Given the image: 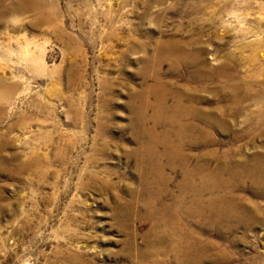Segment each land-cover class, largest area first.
Wrapping results in <instances>:
<instances>
[{
    "label": "rangeland",
    "instance_id": "374dc122",
    "mask_svg": "<svg viewBox=\"0 0 264 264\" xmlns=\"http://www.w3.org/2000/svg\"><path fill=\"white\" fill-rule=\"evenodd\" d=\"M1 3L0 264H264V0ZM193 96L214 122L149 150ZM185 161L234 215L164 208Z\"/></svg>",
    "mask_w": 264,
    "mask_h": 264
},
{
    "label": "bare ground",
    "instance_id": "6f19581e",
    "mask_svg": "<svg viewBox=\"0 0 264 264\" xmlns=\"http://www.w3.org/2000/svg\"><path fill=\"white\" fill-rule=\"evenodd\" d=\"M2 0H0V6ZM187 53V52H186ZM188 54V53H187ZM191 55V53H190ZM187 56V55H186ZM189 57V56H188ZM196 57V56H195ZM198 57V56H197ZM180 58V57H179ZM190 59V58H189ZM186 61V60H185ZM187 62V61H186ZM181 63V62H180ZM179 63V64H180ZM178 64V65H179ZM184 64V63H183ZM207 71V70H206ZM217 72V71H216ZM223 72V71H222ZM206 73V72H205ZM209 73V72H208ZM203 74V73H202ZM217 74V73H216ZM225 76V75H224ZM206 77V76H205ZM195 78V77H194ZM210 78V77H209ZM236 79V78H235ZM157 85V84H156ZM159 85V84H158ZM162 85V84H161ZM233 89V88H232ZM159 90V89H158ZM155 91V90H154ZM153 92V91H152ZM194 92V91H193ZM192 92V94H193ZM165 94V92H164ZM182 94V93H181ZM166 95V94H165ZM234 95V94H233ZM183 96V95H182ZM235 96V95H234ZM247 96V95H246ZM159 97V96H158ZM1 98V97H0ZM162 98V97H161ZM196 98V97H195ZM197 101V100H196ZM238 104H241L242 100L240 99H236ZM166 103V102H165ZM195 99L194 96L191 98V104H187L184 102V100L179 97L178 99H176V103L174 105L173 108V113L169 114L168 116H165V114L162 116L160 115V111L158 112V114L156 116V122L154 124V128H151L149 130H145L146 134L149 136V145H148V149L153 150L159 143L163 142V144H165L166 149H169V151L174 152L175 154H177L178 151V147H182L184 145V142L182 141V143H180L179 145H173L172 142L169 141V139H171V137H173V134H175L176 136H180V137H184V139L186 140L187 138V134L189 133L190 130H194L196 128L197 120H201L203 122H209V123H213L215 119H213L212 117H210L209 115H204L201 111L196 110L195 105H194ZM262 104V103H261ZM264 104V102H263ZM162 105V104H161ZM200 105V104H199ZM235 105V104H234ZM146 106V105H145ZM159 106V105H158ZM197 106V105H196ZM231 106V105H229ZM233 106V105H232ZM238 106V105H237ZM221 107V106H220ZM161 108V107H160ZM165 109V108H164ZM160 110V109H159ZM232 110V108H231ZM263 110V109H262ZM166 111V110H165ZM234 110H232L233 112ZM164 112V111H163ZM260 112V111H259ZM258 112V113H259ZM264 112V111H263ZM261 113V112H260ZM225 114V113H224ZM146 115V114H145ZM167 115V114H166ZM230 115V114H229ZM154 116V115H153ZM216 117V116H215ZM261 117V116H260ZM154 118V117H153ZM225 118V117H224ZM222 118V119H224ZM250 118V117H249ZM257 118V117H256ZM148 119V118H147ZM251 120V119H250ZM257 121V120H256ZM252 122V121H251ZM254 122V119H253ZM200 123V122H199ZM256 124V123H255ZM261 124V123H259ZM166 126V127H172V126H176L178 125V130L174 132V130L172 129H166L163 133H158L156 132V128L157 126ZM203 125V124H202ZM204 126V125H203ZM211 126V125H209ZM220 126V125H219ZM143 127V126H142ZM199 127V126H198ZM202 127V126H201ZM221 127V126H220ZM199 129V128H198ZM197 129V130H198ZM203 129V127H202ZM202 129H200L199 131H201L202 136L205 133V131H203ZM206 130V129H205ZM144 134V133H143ZM191 134V133H190ZM198 134V131H197ZM200 134V133H199ZM243 134V133H242ZM191 136V135H190ZM189 136V137H190ZM194 136V135H193ZM147 137V136H146ZM200 137V136H199ZM209 135H207V137H205V140L208 139ZM198 139V138H197ZM201 139V138H200ZM175 140V139H174ZM184 140V141H185ZM211 140V139H210ZM192 141V140H191ZM200 141V140H199ZM186 143V142H185ZM178 146V147H177ZM207 147V146H206ZM180 149V148H179ZM185 149V148H184ZM217 149V148H216ZM177 150V151H176ZM213 150V149H212ZM165 151V150H164ZM181 151V150H180ZM149 152V151H148ZM182 152V151H181ZM173 153V154H174ZM179 153V152H178ZM185 153V152H184ZM207 153V152H206ZM169 154V153H168ZM182 154V153H181ZM216 154V153H215ZM214 156V154H213ZM156 157V156H155ZM178 157V156H177ZM205 157V156H204ZM207 157V156H206ZM259 158V157H258ZM171 159V158H170ZM177 159V158H175ZM184 160V159H183ZM186 160V159H185ZM190 160V159H189ZM261 160V159H260ZM249 161V160H248ZM171 162V161H170ZM182 163V162H181ZM200 163V162H199ZM206 163V162H205ZM225 163V162H224ZM252 163V162H251ZM258 163V162H257ZM232 164V163H231ZM182 165V164H181ZM248 165V164H247ZM254 165V164H253ZM256 165V164H255ZM207 166V165H206ZM206 166L205 165H200L197 169H195V171H191V169L188 166V161L184 162V171L186 173V177H185V181L182 183V187L184 189V193L181 194V196H179L178 198V206L173 208L174 210L170 209L169 207L165 206L164 208L168 211H170V214L173 216H177L178 215V223L180 225H182V219L181 217H179V212L180 211H186L192 214V212L197 213V215H199V217H206L208 215V213L213 212V214L215 213L217 216V218H223V217H231L232 215L235 214L237 207H235L234 204H232L231 200L229 201L228 199H225L226 196L224 195H220L217 194V192H219L220 190L223 189V185L222 182L220 184V182L216 179V176L220 175L222 173V169H218L214 172H210L211 176L213 175V181H211L209 174L206 172ZM154 167V166H153ZM197 167V166H196ZM195 167V168H196ZM225 168V167H224ZM257 168V166H256ZM263 168V167H262ZM241 169V168H240ZM255 169V168H254ZM233 171V170H231ZM244 171V170H243ZM249 171H251V169H249ZM258 171V170H257ZM256 171V172H257ZM198 173V175H200L203 179H202V183L200 184V187H196L195 186H190L189 183L192 180L191 176L193 175V173L195 174ZM263 173V172H262ZM255 175V174H254ZM225 177V176H224ZM193 178V177H192ZM226 178V177H225ZM253 178V177H252ZM264 178V177H263ZM224 179V178H223ZM250 179V178H249ZM254 179V178H253ZM222 180V179H221ZM243 180V179H242ZM227 181V180H226ZM182 182V181H181ZM241 182V181H240ZM247 182V181H245ZM254 182V181H253ZM226 183V182H225ZM230 183V182H229ZM235 183H237L235 181ZM242 183V182H241ZM195 183H193L194 185ZM244 184V183H243ZM255 184V183H254ZM264 184V183H263ZM262 186V185H261ZM191 188V190H195L196 194H194L195 196L197 195L196 198H194L193 200H188L185 196V193L188 191V189ZM239 187V186H238ZM246 187V186H245ZM181 188V187H180ZM230 189V188H229ZM228 189V190H229ZM233 189V188H232ZM230 191V190H229ZM192 193V192H191ZM210 193V195L212 194V196L210 198H205V195ZM256 193V192H255ZM187 194V193H186ZM234 195V193H233ZM236 196V195H235ZM230 204V205H229ZM245 205V204H244ZM247 207V206H246ZM155 208V207H154ZM259 208V207H258ZM163 209V208H162ZM164 209V211H165ZM245 209V208H244ZM180 210V211H179ZM173 211V212H172ZM179 211V212H178ZM233 211V212H232ZM239 212V211H238ZM163 213V212H162ZM173 213V214H172ZM165 214V213H164ZM188 215V214H187ZM185 216V213H184ZM183 216V217H184ZM166 218V217H165ZM210 218V217H209ZM212 218V217H211ZM215 218V217H214ZM172 219V218H171ZM175 220V219H173ZM208 220V219H207ZM217 220V219H216ZM203 222V221H202ZM206 222V221H205ZM246 221H244V225L247 226V224L245 223ZM169 223V222H168ZM175 223V222H173ZM214 223V222H213ZM177 226V225H176ZM185 226V225H184ZM180 227V226H179ZM178 227V228H179ZM168 228V227H167ZM172 228V227H171ZM187 229V228H186ZM172 230V229H171ZM182 232V230H181ZM184 233V232H183ZM188 233V232H187ZM174 235V234H173ZM181 235V234H180ZM185 236V235H184ZM187 237V236H185ZM189 237V236H188ZM174 241V240H173ZM180 241L182 242V238L180 237ZM185 241V252L190 254L191 253V249H197L195 247V244H193L192 242H189L188 239L184 240ZM196 241V240H195ZM180 243V242H179ZM172 244V243H170ZM178 244V243H177ZM181 244V243H180ZM176 246V244H175ZM204 246V245H203ZM169 247V246H168ZM178 247V246H177ZM173 248V247H172ZM176 248V247H174ZM205 248V247H204ZM182 249V250H183ZM170 250V249H169ZM198 252H204L205 250L202 249V247H200V249H197ZM196 250V251H197ZM172 251V250H171ZM173 252V251H172ZM175 252V251H174ZM186 255V254H185ZM202 256V255H201ZM196 259V258H195Z\"/></svg>",
    "mask_w": 264,
    "mask_h": 264
}]
</instances>
